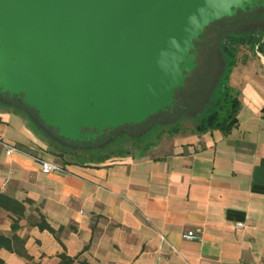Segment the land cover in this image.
<instances>
[{"label":"crops","instance_id":"obj_1","mask_svg":"<svg viewBox=\"0 0 264 264\" xmlns=\"http://www.w3.org/2000/svg\"><path fill=\"white\" fill-rule=\"evenodd\" d=\"M228 85L239 105L227 132H178L136 155L59 163L66 172H44L30 156L0 147V191L33 201L16 230L31 259L3 248L0 257L7 264H57L61 252L77 256L73 264H264V53L242 49ZM0 137L49 159L24 117L1 107ZM35 208L62 227L59 240L30 224ZM11 224L2 212L0 233L11 234ZM187 229L200 238L183 239Z\"/></svg>","mask_w":264,"mask_h":264},{"label":"water","instance_id":"obj_2","mask_svg":"<svg viewBox=\"0 0 264 264\" xmlns=\"http://www.w3.org/2000/svg\"><path fill=\"white\" fill-rule=\"evenodd\" d=\"M264 0H0V92L72 141L171 107L206 27Z\"/></svg>","mask_w":264,"mask_h":264},{"label":"rangeland","instance_id":"obj_3","mask_svg":"<svg viewBox=\"0 0 264 264\" xmlns=\"http://www.w3.org/2000/svg\"><path fill=\"white\" fill-rule=\"evenodd\" d=\"M236 15L215 21L205 29L196 67L187 76L184 86L177 90L174 102L176 105L172 112L168 108L161 110L139 126L130 128L127 132L123 129L116 130L101 139L97 145L91 146L59 140L49 131L32 129L43 142L45 157L58 163L70 160L88 161L97 156H109L112 160L119 157L118 154L136 155L142 150L166 143L178 132L195 131L198 119L212 109V101L219 95L221 85L228 84V78H225L229 62L226 50L232 53L235 60L242 49H255L264 53V49L261 50L258 45L235 41L236 37L247 38L253 34L259 35L261 42H264V12ZM231 92L233 94L232 90ZM26 121L29 123L27 119ZM91 148L94 149L93 154L90 150L86 151Z\"/></svg>","mask_w":264,"mask_h":264},{"label":"trees","instance_id":"obj_4","mask_svg":"<svg viewBox=\"0 0 264 264\" xmlns=\"http://www.w3.org/2000/svg\"><path fill=\"white\" fill-rule=\"evenodd\" d=\"M262 11L264 12V10ZM242 12L243 11L239 10L237 15H239ZM235 41L239 43L240 42L248 43L252 46L258 45V48H261V50L264 49V42H261V38L259 35L252 34V35H249L247 38L244 36L236 37ZM195 44L197 45V42ZM226 47L227 46H224V48ZM226 54H228L229 56V62H228V70L225 73V78H228L231 68L235 63V59L233 58V55L230 51L226 50ZM218 93L219 95L212 101V109L208 113H206L204 116L198 119L195 132H203V131H206L209 129H215V128H219L223 130L224 132H227L236 122V112H237L238 105H239V101L237 97L234 94H232L228 84L221 85ZM175 105L176 104L173 103L171 107H168V110L172 112V109L174 108ZM0 107L5 110H9V111H12L13 113L21 115L22 117H24L25 121L27 119L29 123L27 121L26 123L30 128L32 127L31 129L41 130L44 132L49 131L52 133V135H54L59 140H63L66 142L88 144L90 146L97 145L101 139H104L105 137L110 136L116 130L123 129L125 132H127L130 128H135L141 124V122L132 123V124H125L122 126H118L115 128L105 129L104 133L101 136L95 139L89 140V141H72V140L59 136L57 134L56 129H54L53 127L45 125L40 119V117L38 116L36 110L31 108L27 104H25L23 100L16 95H13L10 97L8 93L0 92ZM88 150L92 151V154H93V151H94L93 148L86 149V151ZM142 151H145V150H142ZM117 156L121 157V155L119 154ZM109 159H110L109 156H104V157L97 156L96 158L91 157L88 161L86 160L84 161L72 160V161L80 162V163H89V162L97 163V162H105ZM25 203L33 204V201L31 199H25L23 201H20L0 191V214L2 212H6V215L12 220V224H11L12 233L9 235L0 233V249L3 248L10 252H15L16 254L25 257L26 259H31V256L28 255L24 247L25 239L21 237L20 235H18L16 232V230L19 228V220L25 217V212H26ZM35 210L37 211V218L36 220L29 221L30 224L33 226H37L40 230H47L57 240H59L58 233L62 230V227L60 226L57 229L53 228L47 222L45 217L40 212H38V208H35ZM58 257L60 260L57 264H73V262L77 258V256L70 257L64 252L59 253ZM0 264H7V263L0 257ZM83 264H87V263L83 262Z\"/></svg>","mask_w":264,"mask_h":264},{"label":"built area","instance_id":"obj_5","mask_svg":"<svg viewBox=\"0 0 264 264\" xmlns=\"http://www.w3.org/2000/svg\"><path fill=\"white\" fill-rule=\"evenodd\" d=\"M0 147H2L5 151L6 155H12L13 153H20L30 156L35 162H37L41 169L44 172H66V168L59 163L46 159L38 154L32 153L30 150L15 144L8 142L0 137ZM243 225L242 222H237L236 226L241 227ZM181 237L185 240H196L199 239L198 232L194 229H187L181 233ZM161 239L164 240V237L161 236Z\"/></svg>","mask_w":264,"mask_h":264},{"label":"flooded vegetation","instance_id":"obj_6","mask_svg":"<svg viewBox=\"0 0 264 264\" xmlns=\"http://www.w3.org/2000/svg\"><path fill=\"white\" fill-rule=\"evenodd\" d=\"M248 10V11H247ZM262 10H264V7L263 8H261V7H254V8H252V9H249V8H247L246 10H244L242 13H240L239 15L240 16H242V15H247L248 14V12H251V13H257V12H260V11H262ZM242 11V10H241ZM247 11V12H246ZM238 13V12H237ZM236 13V14H237ZM252 15H255V14H252ZM239 16V17H240ZM226 18H228V17H226ZM223 19V18H222ZM218 21V20H217ZM214 23V22H213ZM212 24V23H211ZM210 24V25H211ZM205 29H207V27L205 28ZM205 31V30H204ZM203 35H204V32H203V34L201 35V37H200V40L199 41H197V45H196V52H197V57H198V51H199V47L201 46V43L203 42ZM197 57H196V60H197ZM176 95H177V90H176V92H175V94H174V97H175V100H176ZM175 100H174V102H175ZM177 103V102H176Z\"/></svg>","mask_w":264,"mask_h":264}]
</instances>
